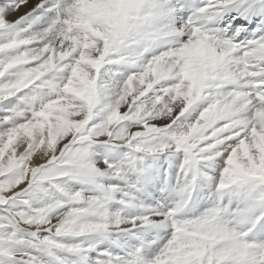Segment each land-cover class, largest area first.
Wrapping results in <instances>:
<instances>
[{"label": "snow or ice", "instance_id": "snow-or-ice-1", "mask_svg": "<svg viewBox=\"0 0 264 264\" xmlns=\"http://www.w3.org/2000/svg\"><path fill=\"white\" fill-rule=\"evenodd\" d=\"M0 264H264V0H0Z\"/></svg>", "mask_w": 264, "mask_h": 264}]
</instances>
